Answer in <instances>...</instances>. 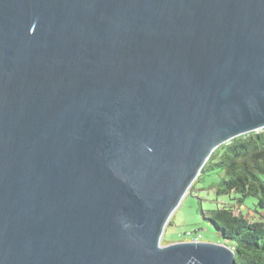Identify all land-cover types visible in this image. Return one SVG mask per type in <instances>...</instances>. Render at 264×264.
Segmentation results:
<instances>
[{
  "label": "water",
  "instance_id": "obj_1",
  "mask_svg": "<svg viewBox=\"0 0 264 264\" xmlns=\"http://www.w3.org/2000/svg\"><path fill=\"white\" fill-rule=\"evenodd\" d=\"M262 129L264 0H0V264H237L162 237Z\"/></svg>",
  "mask_w": 264,
  "mask_h": 264
},
{
  "label": "trees",
  "instance_id": "obj_2",
  "mask_svg": "<svg viewBox=\"0 0 264 264\" xmlns=\"http://www.w3.org/2000/svg\"><path fill=\"white\" fill-rule=\"evenodd\" d=\"M209 168L224 172L216 193L230 197L231 202L210 211L208 220L224 245L233 250L237 264H264V129L216 148L196 181ZM249 197L256 199L253 213L258 218L254 220L241 211ZM162 244L169 243L163 239Z\"/></svg>",
  "mask_w": 264,
  "mask_h": 264
},
{
  "label": "rangeland",
  "instance_id": "obj_3",
  "mask_svg": "<svg viewBox=\"0 0 264 264\" xmlns=\"http://www.w3.org/2000/svg\"><path fill=\"white\" fill-rule=\"evenodd\" d=\"M200 173L201 171L199 175ZM223 177L222 170L209 168L201 174L198 181H196L197 178L194 180L196 182H193V187L191 185L187 190V194L181 199L168 220L162 240L164 239L167 243L185 241L225 243L208 220L210 211L231 202L230 197L219 196L216 193V188ZM255 203L256 199L249 197L241 208L242 213L250 220L258 218L253 213Z\"/></svg>",
  "mask_w": 264,
  "mask_h": 264
}]
</instances>
